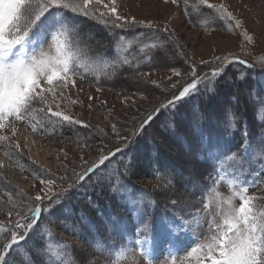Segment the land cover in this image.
I'll return each mask as SVG.
<instances>
[{
    "label": "rangeland",
    "instance_id": "374dc122",
    "mask_svg": "<svg viewBox=\"0 0 264 264\" xmlns=\"http://www.w3.org/2000/svg\"><path fill=\"white\" fill-rule=\"evenodd\" d=\"M104 2L107 3L108 0H104ZM209 2L216 5H225L228 11L242 21V29L232 31L229 22L216 18V14L212 10L203 6L204 11H200V16L197 14L199 8L196 10L193 7L188 9L190 16L189 14L186 16L182 9V3L176 5L172 4L170 0L168 3H165L164 0H117L120 15L129 19L134 17L137 21H144L145 23L148 21L154 22L158 25V29L166 27L167 32L173 36L171 39L175 41V46L168 45L169 50L159 51L153 63L151 62L138 70L131 68L121 73L116 80L109 82L108 85L93 86L77 77L75 86L70 85L66 91L69 100L79 102L70 106V114L83 122L80 125H67L65 123L61 126L55 123L56 118H53L51 124L44 120L47 126L34 132L28 122L18 121L14 118L9 120L10 128L0 131V134L9 136L8 143L11 144L10 149L0 146V223L7 224L10 219H17L15 213L12 217L7 214L9 205L7 204L6 192L11 191L17 204L23 205V210L26 211L27 206L32 204L36 195L44 194L40 178L55 180L56 184L53 186V190L59 192L62 188L67 187L70 179H74L71 175L73 171L82 172L85 162H88V166H90L93 161H98L102 147L106 150L111 149L113 152L117 147L125 150L132 145L133 148L137 142L136 136L142 134L141 132L139 135L131 136V133L139 127V122L154 106L170 99L172 93L176 91L171 89L169 77L172 78L173 82L180 80V77L173 76L170 71L171 67H178L181 76H186L189 62L195 61L198 73L208 72L211 65L205 66L200 62L214 61L217 56L239 57L254 65L253 68L240 70L235 68L233 64L228 65L226 78L222 77L217 81L214 92H205L204 94V98L209 101V107L211 108L208 112V118L215 115L220 105L218 102L222 100L235 97L241 107L243 103L246 104L242 89L245 85L239 86L238 81H243L246 84L247 82L244 80L246 78L248 82H256L264 87V64L261 63L264 60V0H209ZM190 4H198V0H190ZM87 20L91 19L87 18ZM93 22L96 21L93 20ZM205 23L211 25L208 30H205V27L202 26ZM243 32L252 36L253 40L251 42L246 41ZM127 42L124 40L122 44H127ZM44 46L47 47V44ZM167 50L172 53L169 58L165 56L168 53ZM168 59L169 61H166ZM133 62H137V60L133 59ZM138 72L148 73V75L138 77ZM152 81H156L162 87H156L151 83ZM236 86L238 87L236 88ZM235 88L238 92L236 95H234ZM66 103L67 101L63 102V104ZM254 106L259 108L262 114L264 113V101ZM164 115L161 111L158 115L160 118L145 127L146 132L150 131L154 134V128H158L161 123L166 124V121L163 122ZM165 117L168 118V115H165ZM36 119L41 121L43 119L42 114L37 115ZM52 124L55 125L54 130ZM113 124L116 125L121 136L130 137L131 143L127 147H124V142L113 132ZM11 128H15L14 135L10 130ZM260 131L254 130L251 139L244 140L242 145H248L247 152L258 149V138H261ZM17 143L19 148L16 147ZM170 151H172L171 154L178 156L175 147L171 148ZM6 153L9 154L6 155ZM119 153L116 152L115 154ZM114 156L112 155L110 158ZM257 156L263 157L261 152ZM262 161H264V158ZM110 172L112 170L98 168V171L90 175L78 188H73L66 198H62L64 204L62 207L65 206V203L68 206H78L84 201L82 210L90 208L93 195L80 187L93 189V185L97 183L98 178L101 179L97 185L104 188L106 193L112 197L113 192L110 185H117ZM260 174V180L264 181V169H262V172L258 169L249 178L253 181ZM241 177L243 176H240L239 180L243 183L244 179ZM108 180L110 181L107 182ZM250 180L246 179V183L249 185L248 194L264 195V191H261L264 190V183L259 185V189H253ZM102 182L103 184H101ZM137 183L145 188H153L155 191L158 187L155 179L149 177L137 180ZM217 191L224 197L231 194L226 182L219 183ZM166 198L170 199V194ZM100 200L103 203H109L103 196ZM207 200L208 197L206 196L205 202ZM140 201L141 199L138 200L128 195L123 201H119L120 211L127 214V219L132 221L136 231L138 219L137 211L133 208L134 203L139 211L146 213L143 219L149 225L148 234L151 240L150 244L147 245V249L150 255L156 257L153 264H173V260L175 264H197L195 256H189V253L193 248L198 247L206 237L211 235L209 224L212 218L215 217L216 223L220 222V217L217 215L216 201L213 199L208 209L202 211L197 220H194L191 216L185 218L181 214L179 215L182 217L160 218L157 220L153 205L148 203L149 201L141 205ZM174 201L175 204L170 203L171 208H166L169 213L175 212L178 214L177 211L179 213H181V210L190 211L188 205L181 204L180 201ZM44 203H47V201H44ZM235 203L239 204V201L236 200ZM91 210L98 211L95 206ZM68 212L71 215L73 214L72 210ZM78 221L79 224L76 223ZM168 221H174L179 226L175 233H170L167 229L166 222ZM85 224L92 225L91 221L82 213L79 214L77 219L68 218L65 220L61 218L58 211L55 215H49L45 212L38 219V227L29 233L25 241H20V244L25 252L29 253L30 250H33L35 253L39 245L37 236L41 234L42 237H45L51 229L52 232L63 235L66 240L65 243L70 245L68 255L62 253L65 252L63 244L55 241L53 237H49L44 245H48L51 252L59 251L60 255L55 258L47 252L43 256L34 255L33 257L31 255L36 264H45V262L56 264L57 260H62L63 264H68L69 261L73 260V257L75 258L73 264H78V262L84 264L86 255H91L95 264H148V260L141 254L140 246L128 237L129 226L124 229L126 240L122 244L123 247L111 254L104 255L94 252L80 238L81 227ZM25 242L27 245L23 244ZM35 242L36 245H34ZM12 254L19 264H25L20 250H15ZM8 259L9 261L12 260L10 257Z\"/></svg>",
    "mask_w": 264,
    "mask_h": 264
},
{
    "label": "snow or ice",
    "instance_id": "6c2138e0",
    "mask_svg": "<svg viewBox=\"0 0 264 264\" xmlns=\"http://www.w3.org/2000/svg\"><path fill=\"white\" fill-rule=\"evenodd\" d=\"M168 3L169 0H164ZM172 4L183 3L186 14L190 7L198 10L199 6L206 7L216 14V18L227 21L231 24V30L242 29V21L235 17L223 4L216 5L209 0H198V5L190 4V0H170ZM117 0H0V131L9 129V120H23L29 123L34 132L46 127L44 120L49 124L53 118L55 123L63 126L83 122L79 118H74L70 114V106L79 103L76 100H69L67 89L69 86H75V80L94 76L97 82L100 79L99 69L103 64L105 69L111 68V72H105L108 78L116 74V69L124 65H132L133 59L145 60L150 63L154 58L152 53L157 50L161 52L169 44L175 46V41L169 35L168 39L162 40L156 33L158 28L154 22L137 21L134 17L127 18L119 14ZM83 16L103 25L108 30L110 36H115L113 47L115 55L112 58H105L103 61L98 59L102 53H94L92 50L91 37L89 33L83 31L82 25L72 20L71 16ZM142 26L153 30L151 36L144 35L148 42L143 40L136 41L139 56H129L127 52L134 47L131 41L122 48V41L126 38L116 34V29H130ZM205 30L211 27L210 24H203ZM164 31H168L165 27ZM244 39L248 42L253 37L246 32L242 33ZM47 44V47L44 45ZM122 57V58H121ZM109 60L112 62L109 63ZM245 64L251 68L254 65L240 59L239 57L229 58L228 56H217L214 61H201V64L210 66L208 72H199L195 66V61L189 62V68L186 76H181L178 67H171L173 76L180 77L175 82L169 77L171 89H175L170 99L154 106L149 113L139 122V127L131 133V136L139 135L145 127L149 126L160 114V112L169 107H175L177 101L183 100L195 92L200 91V86L206 93H212L216 89L217 81L226 78V70L229 64L233 62ZM264 64V60L261 61ZM139 76H147L148 73H137ZM243 78V77H238ZM156 87H162L156 81L151 82ZM99 90V89H97ZM167 90V89H165ZM51 97V98H49ZM67 101L66 104H63ZM63 104V107H62ZM55 109V110H53ZM42 114L43 119L37 121L36 116ZM50 114V115H49ZM87 126V125H84ZM53 130L55 125L52 124ZM235 115L228 114L227 128L234 129ZM15 134V128L10 129ZM113 132L124 142V147L131 143L129 136H121L116 125H112ZM244 139L247 141V128H245ZM9 136L0 134V146L11 148L8 143ZM86 146V145H85ZM19 148V144L16 145ZM248 150V145H242L241 151L227 153H211L213 161V172L209 175L210 181L208 187L203 185H194L200 187L202 208L196 209L189 215L197 220L202 211L207 210L212 200L216 201L217 215L220 222H215V217L209 224L211 235L196 248H193L189 256L194 255L197 264H264V195H249V185L241 183L239 176L228 173L225 169V163L231 162L230 166H240L244 161V154ZM123 148L117 147L115 152L111 149L101 148L98 161H93L90 166L85 162L82 172H72L66 188L59 192L53 190L56 184L55 180L40 178V184L43 185V195H36L31 205H28L26 211L23 205H18L13 198L11 191L6 192L8 207V216L13 213L17 219L9 220L7 224L0 223V264H9L8 257L15 250H20L25 264H36L31 254L25 252L20 241H25L29 233L38 227V219L47 212L49 215H55L63 204V199L73 188H78L89 174L94 173L95 169L109 160L110 156L116 152H122ZM9 153H6L8 155ZM261 154L264 155V142L261 145ZM131 161L125 168V174H131ZM97 179V183H100ZM227 183L231 194L227 197L222 196L217 191L219 183ZM264 183V181H260ZM259 189V183L251 185ZM113 194H117L118 187L110 185ZM46 190V191H45ZM264 191V190H261ZM205 196L208 197L205 202ZM238 200L239 204L235 201ZM47 201V203H44ZM144 203L141 198L140 204ZM148 203H153L149 201ZM175 204V201H172ZM134 210L137 211V244L140 246L141 254L148 260V264H153L155 256L150 255L147 245L150 244L149 225L143 219L145 212L139 211L134 203ZM170 233H175L179 226L174 221L166 222ZM114 231V230H113ZM77 235L79 233H76ZM141 237H143L141 239ZM63 244L64 255H68L70 245ZM90 247L98 254H103L106 250L111 251L109 246L102 242L93 243L90 241ZM123 245H114L113 248H121ZM58 257L59 251L51 252L48 245L35 250L37 256H43L45 253ZM75 258L68 264H73ZM47 264V262H45ZM56 264H63L62 260H57ZM84 264H95L91 255H86ZM173 264L175 261L173 260Z\"/></svg>",
    "mask_w": 264,
    "mask_h": 264
},
{
    "label": "trees",
    "instance_id": "16d2710c",
    "mask_svg": "<svg viewBox=\"0 0 264 264\" xmlns=\"http://www.w3.org/2000/svg\"><path fill=\"white\" fill-rule=\"evenodd\" d=\"M182 9L185 12L183 3ZM200 11H204L202 6H199V11L197 12L199 16L201 14ZM79 25H82L83 31L91 34L90 39L94 37V39H91L93 52L103 54L98 57V59L103 61L105 58H112L115 55L113 41L116 37L110 36L108 30L105 29L103 25L93 22V20H87V17H83ZM113 31H115L117 35L125 37L126 41H131L134 45V47L127 52L129 56L139 55L138 48L135 46L137 40L148 42L142 34L151 36L153 33V30L139 26L123 30L116 29ZM154 31L162 40L168 39L169 35L173 38L171 33L164 31L162 28H157ZM125 45L127 44H122V48ZM171 45L172 44H169V46ZM166 49L169 50L168 47ZM168 50V53L165 54L167 58L172 54L170 53L171 51L169 52ZM159 51L160 50H157L152 53L154 57L151 61L152 63L155 57L158 56ZM166 61H169V59ZM111 62L112 61L109 60V63ZM150 63L141 59L138 62V68L136 66L137 62H132L131 66L124 65L118 67L115 76L112 78H108L104 75L105 72H111L112 69H105L102 64L99 69L100 79L98 82L96 78L91 75L83 80L93 86L108 85L109 82L116 80L121 73L131 68L138 70ZM232 64L238 70L250 69L239 63L233 62ZM244 80L247 82L246 84H244L243 81H238L239 86L245 85L243 88L240 87L243 89L245 95L243 99L246 102V104L243 103L242 107L237 103L236 98L231 96L232 98L218 102L220 105L216 110L217 114L215 113L211 118H208V112L211 108L209 107V101L204 98L205 91L203 85H201L199 92H195L185 97L183 100L177 101L175 107L162 110L165 115H168V118H166L165 115L163 117V122L166 121V124L161 123L158 125V128H154V134L150 131V133L146 132V129H144L141 135L136 136L137 142L133 148L132 145H130L99 167L108 171L112 170L113 173H110L111 176L114 177L118 187L117 194H112V197H110L105 189L100 188L97 183L93 185V189L80 187L93 195V202L90 204V208L82 210L84 201L78 206H68V204L65 203V206L62 207L64 205L62 204L58 211L61 218L65 220L68 218L77 219L79 214L82 213L91 221L92 225L85 224L81 227L80 238L91 249L90 241L93 243L97 241L102 242L111 249V251L106 250L103 254H111L119 249L113 248L114 245H122L125 242L126 235L124 229H126L127 226L130 228L128 237L133 240L137 237L135 225L130 219H127L126 213L120 211L121 206L119 201L124 200L126 192H130L135 199L140 200L143 198L144 202L152 201L154 203V215L157 216V219L170 218L173 214H176L175 212L169 213V210H166V208H171L170 203L174 200L180 201L181 204L188 205L190 207L189 212L193 213L196 209L202 208V202L199 196H197L201 189L198 186L194 188V185L208 187L209 183L207 178L210 173L213 172V161L210 154L215 152L223 154L241 151V146L245 140V128H247L246 135L248 139H251L254 130H261V138H258V149L244 154L242 170L238 165L230 166L231 162L225 163V169L228 173H233L235 171V174L239 177L243 176L241 178L250 180L249 176L254 173L256 169L264 167V161H262L264 155L263 157L257 156V154L261 152V145L262 142H264V113L262 114L259 108H255L254 106L264 101V87L256 82H248L246 78H244ZM237 87L238 86H236V88ZM236 88L234 90V95L238 93ZM229 113L235 115L236 127L231 130L227 128V117ZM159 118L160 117L155 119V121ZM174 147L177 149L178 156L176 154H171L172 151H170V149ZM129 160L131 161L130 175L125 174V168ZM207 168H209L210 171H208ZM97 171L98 168L94 173ZM92 174H89V176ZM144 177L155 179L158 183L156 191L153 188H145L137 183V180ZM109 181L110 180L107 182ZM101 184H103V182ZM253 184L255 183L253 182ZM169 194L170 199L166 198ZM102 196L109 203H103L100 200ZM93 206H95L98 211L91 210ZM69 210L73 211L72 215L69 214ZM180 212L181 213L177 211L178 214L184 216H189L190 214L184 210ZM76 223L79 224V221ZM44 243L46 244V239L45 237H41L36 249L43 248ZM29 253L33 257L36 255L33 250H30ZM9 257L12 259L9 261V264H19L12 253Z\"/></svg>",
    "mask_w": 264,
    "mask_h": 264
}]
</instances>
